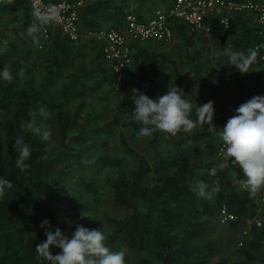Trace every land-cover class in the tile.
Returning a JSON list of instances; mask_svg holds the SVG:
<instances>
[{
    "label": "trees",
    "instance_id": "trees-1",
    "mask_svg": "<svg viewBox=\"0 0 264 264\" xmlns=\"http://www.w3.org/2000/svg\"><path fill=\"white\" fill-rule=\"evenodd\" d=\"M10 1L9 5L0 6V10L21 12L27 25L37 23L28 0ZM61 1L46 0L48 5ZM172 1L87 0L79 12L81 31L85 34L88 30L102 28L123 29L130 15L146 20L145 15L154 12L156 5H170ZM229 29L214 21L211 34L223 43L221 50L232 47L246 52L249 48L256 49L263 41L256 19L245 13L234 15ZM175 31L187 36L180 25L175 26ZM40 34L41 31L35 34L36 40ZM230 35L228 43L226 37ZM35 44L32 39L31 46L24 44L22 50L17 43H9L8 53L0 57V69L7 67L13 73L11 82L0 80V176L13 184L0 199V264H46L38 258L35 249L46 241L45 232L49 227L60 228L68 235L78 224L89 229L102 228L103 223L95 219V211L96 205L105 199L104 190H111L115 202L127 210L119 218L104 213L102 219L112 224L109 232L102 228L107 237L105 243L112 251L138 253L141 255L139 264H211L216 258V264H264V226L256 222L264 206L262 201L240 188L244 177L239 166L229 164L215 176L208 174L209 169L217 165L215 162H209L205 171L196 174L188 170L189 164L201 155V143L211 158L220 153L218 131L234 114L228 119L213 120L215 134L209 131V125L200 123L191 134L179 140H164L161 132L155 133L149 137L154 151L150 160L132 149L125 136L121 140L129 159L109 156L101 152L108 145L107 136L123 127L138 135L141 125L132 119V100L126 107L120 106L113 120L104 125L94 123L100 114L84 115L87 104L79 101L88 94H99L106 87L110 88L113 80L100 44L85 36L73 42L61 31L46 45L43 56L34 55ZM88 49L97 53L92 67L83 66ZM140 52L126 70L125 79H130L134 88L153 99L161 94L148 87L151 77L148 73L163 86L159 74L162 63L175 66L177 82L187 95L202 85L214 99L226 73L237 80L240 78V72L228 65L224 56L219 58L217 68L194 63L196 74L185 80L176 62L165 55L149 56L142 48ZM257 52V62L250 68L264 76L262 54ZM204 66L208 69L205 73ZM20 72L24 74L22 77ZM91 79H95L93 85L89 84ZM214 80L217 83H213ZM163 87L166 94L168 89ZM258 95L263 96L259 90L250 93L242 90L234 108ZM105 100H109L108 94L101 98ZM45 113L55 115L59 149L50 148L23 127L33 118L30 114H35L38 122ZM191 115L195 120L196 111L192 110ZM18 136L24 137L32 148L26 172L15 165L14 144ZM131 162L137 167L129 170ZM198 180L209 188H219L211 200L190 190L189 185ZM224 208L237 217V221L230 223L232 227L253 221L251 236L238 250L244 258L239 262L217 256L214 242L198 243ZM46 219L50 224L41 227ZM50 250L54 255L60 251L54 246H50ZM125 259L126 264H133L128 255Z\"/></svg>",
    "mask_w": 264,
    "mask_h": 264
},
{
    "label": "clouds",
    "instance_id": "clouds-1",
    "mask_svg": "<svg viewBox=\"0 0 264 264\" xmlns=\"http://www.w3.org/2000/svg\"><path fill=\"white\" fill-rule=\"evenodd\" d=\"M60 9L56 5H48L46 10L35 7L32 16L38 23L30 24L27 35L32 37L36 43L35 34L44 26L51 25L58 19ZM217 55L227 58V64L241 74L251 72L250 67L257 62L258 52L255 48L234 50L232 47H224ZM22 77L24 74L20 72ZM0 80L11 82L13 73L4 67L0 69ZM217 83V81H213ZM130 97L133 102L132 119L139 125L138 135L140 137H151L157 132L176 136L178 133H190L196 124L209 125V131L216 133L213 124L215 113L214 102L198 106L196 118H192V99L183 89L175 86H168L166 94L156 98H150L139 89H132ZM234 115L220 129L219 137L223 143L224 152L222 161L209 169V175L215 176L218 170H223L229 164L239 166L244 179L240 180V188L247 191L249 196L264 190V96H254L234 109ZM33 118L26 121L24 128L30 129L33 134L41 140L48 141L51 132L45 130ZM14 149L16 152L15 165L21 172H26L30 165L28 163L31 155V145L25 142L24 137L18 136L15 140ZM234 158V159H233ZM13 184L9 179L0 176V199L12 188ZM190 190L197 196L211 200L213 194L219 191L218 187L209 188V185L198 180L189 185ZM46 219L41 227L49 225ZM103 228V226H102ZM100 229H89L83 225H76L71 235L62 233L60 228L46 230V241L36 246L38 258H42L46 264H126L125 250L112 251L105 243L107 237ZM50 246L60 249L53 254Z\"/></svg>",
    "mask_w": 264,
    "mask_h": 264
},
{
    "label": "rangeland",
    "instance_id": "rangeland-1",
    "mask_svg": "<svg viewBox=\"0 0 264 264\" xmlns=\"http://www.w3.org/2000/svg\"><path fill=\"white\" fill-rule=\"evenodd\" d=\"M10 2L11 1L8 0L0 6L4 4L9 5ZM23 20L24 17L21 12L12 13L10 11L4 12L0 10V57L4 53H8V50L10 49L9 43H17L19 48L22 50L25 49V45L31 46L32 37H30V39L28 38V27L24 26ZM230 30L231 29H228V31ZM229 33L231 34V32ZM41 38L42 37L40 34L36 44L33 45V53L36 55V57L43 56L46 53V46L43 48L39 47L40 45L38 41H40ZM231 38V35L226 37L228 43ZM22 42H24L25 45H22ZM222 44L223 43H221L214 34H200L194 36L187 35L184 38L176 35L170 42H150L144 46L149 49L152 56L163 54L172 62H176V65L178 66L183 78L188 80L196 74L194 63H197L201 66L208 64L209 67L207 68H217V62L222 56H218L217 52L221 51ZM96 56L97 53L95 50L93 51L88 49L87 58L84 60L83 66L92 67V61ZM156 62H158V60ZM174 67L175 66L172 65V63L161 64L159 74L161 76L163 86L168 89L169 85H176L178 88H181L184 91V87L177 82L176 71ZM204 68L205 73V71L207 72L208 69H206L205 66ZM250 71L251 72L246 74L240 73L239 80H237L233 75L226 73L222 87L214 99H211L208 90L204 86L198 85L188 94L187 97L188 99H192V110L196 111L198 106L203 105L208 101H213L215 108L213 120L228 119L231 114H235L234 109L237 107L234 108V106L238 102L239 95L242 90H244L246 93H250L253 90H259L264 96V76H262L261 73L255 68H250ZM75 72L76 71L73 73ZM148 74L151 76L150 81L147 83L148 87L155 89L158 93L163 95L164 87L159 85V83L153 79L151 73ZM94 83L95 79H91L89 81L90 85H93ZM58 87L60 88V86ZM133 88L134 87L132 86L130 79H126L124 86L118 92L106 87L103 91H100L99 94H88L81 101H79L86 102L87 104L84 115L96 113L100 114V117L94 120L95 125H104L112 121L118 112L119 107H126L127 102L131 100L130 97L133 95ZM107 94L109 95V100L101 101V98ZM36 123L43 126L45 130L51 132L50 139L45 141L48 146L50 148L59 149V133L55 115L51 113H45L43 118ZM195 128L196 126L192 131H194ZM192 131L190 133L181 132L176 136H171L161 132V137L164 140H179L191 134ZM122 136L127 138V142L132 147V149L142 154L149 160L152 158L154 151L151 149L149 137H140L125 127L118 128L113 135L106 137L108 145L102 148L101 152L109 156L125 157L129 159L122 144ZM34 137L36 139H40V137L36 136L35 134ZM220 144H223L221 140ZM200 148L201 155L189 164V173L196 174L205 171V168L209 162H215L216 164H219L222 161L223 155L220 156L218 154L217 156L211 158L206 153L205 147L202 143L200 144ZM136 167L137 165L131 162L128 169L132 170ZM104 192L106 194L104 201L96 205L95 219H97L98 222L101 221L103 223V230L105 232H109L112 229V224L102 219L104 213H107L112 217L119 218L125 215L127 210L115 202L111 190H104ZM254 196L259 202L262 201V205L264 206V190L257 192ZM256 222L258 226L259 223L260 226H264V207L260 215L256 218ZM252 225L253 221H246L239 224L237 227H232L230 223H224L223 217L220 215L218 218L212 220L204 235L198 240V243L200 245H207L210 242H214L217 247V256H225L231 262H239L244 260V258L239 254L238 250L241 246H243L245 240L251 236ZM126 255L129 256L130 261L133 264H139L141 255L133 251L126 252ZM216 259L211 264H216ZM253 264L258 263L255 262Z\"/></svg>",
    "mask_w": 264,
    "mask_h": 264
},
{
    "label": "built area",
    "instance_id": "built-area-1",
    "mask_svg": "<svg viewBox=\"0 0 264 264\" xmlns=\"http://www.w3.org/2000/svg\"><path fill=\"white\" fill-rule=\"evenodd\" d=\"M6 1L8 0H0V4ZM28 1L32 10L35 7L46 10L48 6L46 0ZM86 1L63 0L54 4L60 9V15L56 22L40 29L42 39L38 41L39 47L43 48L52 43L58 31L73 42H78L83 36L95 40L101 45L103 57L110 65L113 75L110 88L116 92L120 91L126 82V70L134 62L135 45L146 42H170L175 36L177 25L185 29L186 34L190 36L211 34L214 21L225 29H229L233 15L245 13L253 16L258 25V34L263 40L257 45L256 50L261 52L264 61V1L173 0L170 5L156 8L149 19L141 20L135 15H130L123 29L102 28L88 30L83 34L79 12ZM36 22L38 23L37 20ZM223 152L222 144L219 155L222 156ZM220 215L224 223L237 221V217L228 213L225 208Z\"/></svg>",
    "mask_w": 264,
    "mask_h": 264
},
{
    "label": "crops",
    "instance_id": "crops-1",
    "mask_svg": "<svg viewBox=\"0 0 264 264\" xmlns=\"http://www.w3.org/2000/svg\"><path fill=\"white\" fill-rule=\"evenodd\" d=\"M261 1H264V0H261ZM163 6H166L164 3H160L159 5H156V7L155 8H158V7H163ZM153 14H154V12H152L150 15L148 14V15H145V18L146 19H149L150 17H152L153 16ZM236 15V14H235ZM238 15V14H237ZM234 16V15H233ZM232 16V17H233ZM23 22H24V26H27V27H29V25H27L26 24V22H25V20H23ZM59 32V31H58ZM56 34H57V32H56ZM176 35H179V36H181L182 38H184L185 36L184 35H182V34H180L179 32H176L175 33V36ZM56 37V36H55ZM42 39V38H41ZM147 43H150V42H146V43H142V44H136L135 45V49H134V60H135V56L136 55H138V53L140 54L141 52H140V49L142 48V49H144V50H146V52H147V54H149V56L151 55L152 56V54L150 53V51H149V49L148 48H146L144 45H146ZM101 46V45H100ZM101 51H102V48H101ZM108 65H109V63H108ZM110 66V65H109ZM219 69V68H218ZM220 70V69H219ZM221 71V70H220ZM253 91H255V90H253Z\"/></svg>",
    "mask_w": 264,
    "mask_h": 264
}]
</instances>
